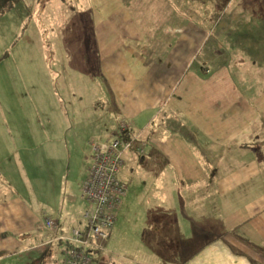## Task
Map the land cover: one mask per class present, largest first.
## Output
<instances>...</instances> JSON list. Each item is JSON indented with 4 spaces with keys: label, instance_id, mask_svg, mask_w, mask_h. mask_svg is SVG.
Here are the masks:
<instances>
[{
    "label": "rangeland",
    "instance_id": "obj_1",
    "mask_svg": "<svg viewBox=\"0 0 264 264\" xmlns=\"http://www.w3.org/2000/svg\"><path fill=\"white\" fill-rule=\"evenodd\" d=\"M118 1L134 7L124 11ZM7 2L11 6L0 14V160L6 161L12 141L17 147L38 145L36 156L22 152V164L17 155L7 161L15 178L24 181L27 194L18 181L6 186L29 198V206L40 218L55 217L56 210L59 217L70 209L68 223L80 225L87 203L79 187L92 163L86 156L89 143L107 139L102 130L110 117L115 128L118 124L117 130L127 122L115 106L111 116L109 80L97 68L95 54H122L127 40L137 49L142 47L145 58L173 48L172 54H201L203 60L206 56L208 64L238 63L241 78L264 83V0H0V9ZM103 4L111 7L106 21ZM123 11L129 15L131 11L129 18L140 20L139 25L135 22L137 31L129 18L124 20ZM145 38L151 53L146 51ZM137 131L143 136L148 129ZM139 143L142 154L125 152L117 173L127 192L121 202L122 217L106 245L110 264H177L212 235L193 231L192 227H198L196 212L186 209L193 217L190 222L178 207L175 213L164 211L159 186L170 174L161 169L165 163L155 149L145 148L141 139ZM36 166L43 176L37 183L31 174ZM67 179L72 182L68 193L73 196L68 201L64 200ZM57 197L60 203L54 206ZM167 222L174 228L172 233L178 231L175 236L166 232ZM159 223L165 228L158 227ZM39 230V242H46L38 248L33 247L37 234L7 235L9 264H63L60 245L48 242L56 240V235ZM107 251L98 252L99 257Z\"/></svg>",
    "mask_w": 264,
    "mask_h": 264
},
{
    "label": "crops",
    "instance_id": "obj_2",
    "mask_svg": "<svg viewBox=\"0 0 264 264\" xmlns=\"http://www.w3.org/2000/svg\"><path fill=\"white\" fill-rule=\"evenodd\" d=\"M122 4L118 1L117 6L124 11L134 7ZM110 9L102 5L103 20L110 19ZM123 15L126 20L133 14L130 11V15L128 12ZM129 20L137 31L136 23L139 25L140 20L134 17ZM126 43L128 47L122 49V54L93 57L103 77H108L113 108L136 133L148 129L146 136L139 134L138 137L145 142V148L152 146L161 163H165L161 169L170 175L159 186V198L166 203L164 211L175 213L178 207L190 222L196 212L198 227L191 226L193 231L212 235L202 241L199 249L181 257L177 264H264V83L241 78L239 75L243 72L238 63L235 66H218L215 61L208 64L206 56L204 61L201 54L192 57L172 54L173 48L167 54H146L145 58L142 47L137 49L127 40ZM144 43L146 51L151 53L150 42L145 38ZM196 59L198 62L193 65ZM115 108L111 116L116 113ZM106 125L102 131L108 139L117 131L114 117ZM142 125L145 126L139 129ZM10 145L6 161L0 160V264H9L5 251L9 243L7 235L37 234L38 243L33 247L38 248L46 242H39V228L45 229L42 226L45 217L54 219L60 231L68 232L73 227L67 219L70 209L59 217L56 210L55 217L40 218L29 206V198L21 196L15 187L9 190L6 185L10 187L14 180L20 182L25 194L28 189L21 177L15 178L7 161L17 155L22 164L23 151H31L36 156L38 150V145L17 147L13 141ZM40 172V166L31 172L36 183L42 180ZM19 174L18 171L16 175ZM49 179L55 183V179ZM66 182L69 186L65 188L68 195L64 200L68 201L73 197L68 193L72 182L68 179ZM54 201L55 206L60 198ZM122 203L104 242L106 251L108 239L118 227V218L122 217ZM157 225L165 228L161 223ZM166 229L167 233L174 230L169 222ZM177 233L175 230L171 235ZM48 242L56 243L52 239ZM107 253L102 256L103 264L111 263V255Z\"/></svg>",
    "mask_w": 264,
    "mask_h": 264
},
{
    "label": "built area",
    "instance_id": "obj_3",
    "mask_svg": "<svg viewBox=\"0 0 264 264\" xmlns=\"http://www.w3.org/2000/svg\"><path fill=\"white\" fill-rule=\"evenodd\" d=\"M127 123L121 124L120 132L107 142H91L89 157L92 161L87 177L81 184V198L87 203L82 217L85 219V233L75 229L71 240L73 246L69 250L66 264H93L87 249L102 251L104 242L113 228L117 210L126 195L127 186L117 177L122 167V153L135 149L142 154V147L133 137L126 139L123 131L128 130ZM128 136L130 133L127 132ZM44 228L55 234V239H66L67 236L58 235L57 222L49 217L44 219ZM93 252V253H95Z\"/></svg>",
    "mask_w": 264,
    "mask_h": 264
},
{
    "label": "trees",
    "instance_id": "obj_4",
    "mask_svg": "<svg viewBox=\"0 0 264 264\" xmlns=\"http://www.w3.org/2000/svg\"><path fill=\"white\" fill-rule=\"evenodd\" d=\"M11 6V2H7V3H5V5H4V7H2L1 9H0V14L4 11V10H6L7 8H9ZM127 123V122H126ZM117 128H118V124H117ZM119 132H120V129H118L115 133H113L108 139H106L105 141H103V142H107V141H109V140H111L114 136H116V135H118L119 134ZM127 132H129L130 133V136H128V134H127ZM123 135H124V137L126 138V139H128L129 137H133V139L134 140H136V143L134 144V148H136V146H137V141L139 142V137H138V134L136 133V131L135 130H133V128H131L130 126H129V128H128V130H125V131H123ZM94 142H96V141H94ZM91 143V142H90ZM90 143H89V146H90ZM90 150V149H89ZM132 150H135V149H132ZM136 151V150H135ZM125 152H127V151H124L123 153H122V156H123V154L125 153ZM122 156H121V158H122ZM87 160L88 161H91L90 160V157H89V153H88V158H87ZM122 162H123V159H122ZM123 166V165H122ZM120 170V169H119ZM119 170H118V172H119ZM117 172V173H118ZM87 174H88V172H87ZM86 177H87V175H86ZM85 177V178H86ZM84 178V179H85ZM84 181V180H83ZM82 181V182H83ZM122 181V180H121ZM125 183V182H124ZM82 184V183H81ZM126 184V183H125ZM127 186V185H126ZM87 207V206H86ZM86 209V208H85ZM84 209V210H85ZM84 212V211H83ZM82 215H83V213H82ZM82 215H81V222H80V225H78L77 227H75V226H73V227H71L69 230H68V232H64V231H60L59 229H58V231H57V234L58 235H62V236H67L66 237V239L64 240V239H56V240H54V239H52L54 242H56V244L57 245H60V247H61V249H62V253L64 254V259H63V264H66V259H67V257H68V253H69V250L72 248V246H73V241L71 240V237H72V235H73V231L75 230V229H77V230H80V231H82V233H85V231H84V228H85V219L82 217ZM48 233H50V232H48ZM59 250H60V248H59ZM93 252H95V251H93V250H90V249H87V254L90 256L91 254V258H92V262H93V264H103V263H101V262H103L102 261V257H99V254H97L96 252L95 253H93Z\"/></svg>",
    "mask_w": 264,
    "mask_h": 264
}]
</instances>
